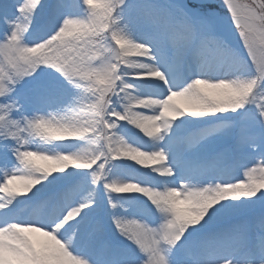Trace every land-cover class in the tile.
I'll return each instance as SVG.
<instances>
[{
	"label": "snow or ice",
	"instance_id": "6c2138e0",
	"mask_svg": "<svg viewBox=\"0 0 264 264\" xmlns=\"http://www.w3.org/2000/svg\"><path fill=\"white\" fill-rule=\"evenodd\" d=\"M0 264H264V0H0Z\"/></svg>",
	"mask_w": 264,
	"mask_h": 264
},
{
	"label": "rangeland",
	"instance_id": "374dc122",
	"mask_svg": "<svg viewBox=\"0 0 264 264\" xmlns=\"http://www.w3.org/2000/svg\"><path fill=\"white\" fill-rule=\"evenodd\" d=\"M212 2L218 4V3H219V0H212ZM241 2H243V0H241ZM177 102L183 103V100H181V99L178 98V99H177ZM149 114H150V113H149ZM134 146H135V145H134ZM31 150H35V149L33 148V149H31ZM36 162H37V163H40V164L45 163L44 161L39 160L38 158H37ZM20 183H21V181H19V180L14 181L13 184L11 185V187L18 186Z\"/></svg>",
	"mask_w": 264,
	"mask_h": 264
}]
</instances>
